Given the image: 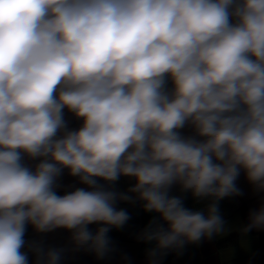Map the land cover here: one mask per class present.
<instances>
[{
  "label": "clouds",
  "instance_id": "clouds-1",
  "mask_svg": "<svg viewBox=\"0 0 264 264\" xmlns=\"http://www.w3.org/2000/svg\"><path fill=\"white\" fill-rule=\"evenodd\" d=\"M241 173L264 192V0H0V264H61L28 226L105 259L120 202L155 214L136 239L161 264L226 232Z\"/></svg>",
  "mask_w": 264,
  "mask_h": 264
},
{
  "label": "crops",
  "instance_id": "crops-1",
  "mask_svg": "<svg viewBox=\"0 0 264 264\" xmlns=\"http://www.w3.org/2000/svg\"><path fill=\"white\" fill-rule=\"evenodd\" d=\"M66 119L70 127H78L80 121H77L70 113L66 111ZM185 134H190L191 129L182 130ZM38 162V161H37ZM35 163V162H32ZM62 185L58 194H64L65 188L72 185L83 187L76 178L70 177L65 170L60 178ZM134 183L127 177H121L114 185L115 189L125 192ZM237 185L242 191V195L226 197L219 201V209L222 217L226 221V232L220 236L211 239H203L198 244H186L178 254L163 257L161 264H262L259 242V230H253L242 234L240 229L244 226L241 207L244 206L248 213L258 209L264 204V192H256L247 182L243 173L237 180ZM173 194H179L175 189ZM207 201L197 203L190 195L185 200V205L194 209L205 208ZM118 208L126 209L131 219L122 229H112L109 236L115 244L116 251L103 260H99L94 254L85 251H71L69 243L70 233L57 229L50 233L38 234L31 226H28L25 239L27 241L42 240L46 246L64 247L69 249L65 252L61 264H148L145 250L151 245H146L136 239V235L144 228L149 220L153 218L154 213H145L140 202L125 203L120 202ZM95 230L97 225L89 226ZM127 256L125 261L122 257ZM32 258L30 257V264Z\"/></svg>",
  "mask_w": 264,
  "mask_h": 264
},
{
  "label": "trees",
  "instance_id": "trees-1",
  "mask_svg": "<svg viewBox=\"0 0 264 264\" xmlns=\"http://www.w3.org/2000/svg\"><path fill=\"white\" fill-rule=\"evenodd\" d=\"M241 212H242L244 224L246 225L248 223L249 213L247 212L244 206L241 207ZM258 235H259V242H260L261 261H262V264H264V229H260L258 231Z\"/></svg>",
  "mask_w": 264,
  "mask_h": 264
},
{
  "label": "built area",
  "instance_id": "built-area-1",
  "mask_svg": "<svg viewBox=\"0 0 264 264\" xmlns=\"http://www.w3.org/2000/svg\"><path fill=\"white\" fill-rule=\"evenodd\" d=\"M175 253V251H169V255L172 256Z\"/></svg>",
  "mask_w": 264,
  "mask_h": 264
}]
</instances>
